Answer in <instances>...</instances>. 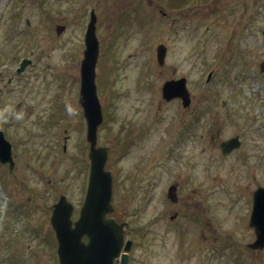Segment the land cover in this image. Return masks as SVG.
<instances>
[{
	"label": "rangeland",
	"instance_id": "374dc122",
	"mask_svg": "<svg viewBox=\"0 0 264 264\" xmlns=\"http://www.w3.org/2000/svg\"><path fill=\"white\" fill-rule=\"evenodd\" d=\"M250 2L244 15L240 10L232 14L234 20L241 15L243 29L235 36L241 44L233 50L235 41L231 39L228 47L225 38L215 36L216 29L225 35L238 23L225 21L229 11L220 2L210 7V0H0V100L6 110L18 100L29 104L5 119L16 162L11 171L0 167V182L10 196L6 207L0 203V227L4 225L0 264H18L6 256L25 252L26 244L36 253L34 264H57L56 242L48 231L51 206L61 193L77 205L82 203L87 150L77 95L90 9L97 16L98 60H102L101 77L96 74L105 110L99 141L112 147L114 216L128 222L126 237L133 241L130 264H264V250H244L252 236L243 228L241 212L251 198L247 183L253 182L248 175L258 169L255 173L260 172L258 180L264 183V74L257 67L264 59V2ZM222 13L227 14L220 17ZM56 23L65 24L57 36ZM159 42L168 48V65L162 68L155 60ZM26 57L32 64L15 74L19 60ZM211 68L214 74L206 81ZM181 75L192 97L185 110L178 101L162 104L159 100L162 81ZM146 122L155 132L153 152L137 139L134 149L138 153L127 151L119 158L120 141L134 135V123ZM179 126L184 132L180 136ZM234 134L243 145L230 155L221 156L209 144L211 135L220 140ZM187 137L195 139H186L180 162V172L186 174L177 193L183 198L181 216L171 222L164 186L172 177L165 174L148 186L142 183L145 177L134 180L132 165L135 157L148 160L154 156L158 170L161 166L156 163L165 164L168 142ZM184 215L194 221L178 234V245L172 229L187 227L189 218ZM206 219L210 225H205ZM237 229L241 230L237 238H242L234 251L231 242L237 239L226 240L224 232ZM179 248L184 251L180 255ZM185 256H190L187 263Z\"/></svg>",
	"mask_w": 264,
	"mask_h": 264
},
{
	"label": "water",
	"instance_id": "95a60500",
	"mask_svg": "<svg viewBox=\"0 0 264 264\" xmlns=\"http://www.w3.org/2000/svg\"><path fill=\"white\" fill-rule=\"evenodd\" d=\"M98 40L95 35L94 17L88 23L85 34V47L80 65L81 85L79 102L83 107L87 121V140L90 142V175L84 204L80 208L79 218L72 223L70 220L71 206L60 201L56 204L51 216V223L56 232L58 241V257L60 264H112L122 245L123 223H116L107 216L112 210L111 199V175L104 169L106 149L95 147L96 127L101 121L100 104L98 102L95 86V63L98 56ZM165 47L160 44L157 48V59L160 64L165 53ZM185 79L168 80L162 86V95L169 99L179 96L184 103L189 100L185 87ZM235 139H228L223 147H236ZM10 145L3 138L0 131V161H11ZM12 163V162H11ZM264 193V192H263ZM251 223L255 226L256 240L254 247L264 244V200L257 198ZM263 213V214H262ZM83 235L89 238L88 243L82 240ZM127 241L123 247L126 251L130 247ZM120 264H127V253H122Z\"/></svg>",
	"mask_w": 264,
	"mask_h": 264
},
{
	"label": "flooded vegetation",
	"instance_id": "af4514ba",
	"mask_svg": "<svg viewBox=\"0 0 264 264\" xmlns=\"http://www.w3.org/2000/svg\"><path fill=\"white\" fill-rule=\"evenodd\" d=\"M262 1L264 2V0H262ZM216 2H220L221 6L226 7L227 12L229 11V17L225 21H228V22L237 21L238 22L235 26H233L232 37L230 36V41L232 39V42H233V41H235V36L238 34V32L240 31V34H241L243 31V29L240 28L241 27L240 25L242 24L240 17H241V15L245 14L246 10L249 9L250 0H212L211 7H216ZM262 7L263 6H261V8ZM235 10L243 11L242 12L243 14L239 15L240 17L237 20H234L232 17V14ZM262 12H263L262 15L264 16V9ZM226 14L223 15V13H222V15L220 17H225ZM225 21H222L224 26H226ZM245 21H247V20H245ZM244 26H245V24H244ZM233 34H234V36H233ZM230 41L227 42L229 47H231V45L229 44ZM239 43L241 44V42H239V40H236L233 43V50L236 49L235 47L240 46ZM260 61H262V60H260ZM260 61L258 62L259 66H260ZM260 73L262 75L264 74V67H263V70L260 71ZM0 75H1V72H0ZM9 80L10 79L8 78V82H9ZM3 86H5V85H3ZM2 89L3 88L0 86V91H2ZM174 100H179V99L174 98ZM160 101L162 102V104H164V102L167 103L170 100L169 101L160 100ZM20 105H21V101H18L17 106H20ZM24 105L28 106L29 104H28V102H25ZM24 105H23L22 109L25 108ZM3 107H4L3 102L0 100V116L2 115V117H0V127H2V126L5 127V119L7 118L8 113H9V111H7ZM157 107H158V109H159V107L161 108L160 105H157ZM15 109H16V107H12L10 110L12 112V111H15ZM155 113H157V112H155ZM134 124H135L134 128L136 129V131H134V135H132L133 139L134 140L140 139L141 140L140 144H143L145 146L147 145L145 150H148L152 144V140L150 138H148V136H147V139L145 140V138L143 137V132L145 130L151 128L150 122H146L145 124H142L141 126L137 125L136 123H134ZM183 133L184 132L181 130V128L179 126V136H180V134H183ZM168 134H171V133H168ZM186 139H187V141H193L195 138H193V137H187V138H183V139L175 138L174 141L172 140L171 142H168L167 147H166V152H164L165 153V159H164L165 164L164 165H166V168H165L166 173H163L160 176H158L156 174V173H158L157 172L158 170L154 169V164H153L154 157H150V161L152 160V162L149 163L148 161H146L145 164L143 163V159L141 157H139L138 159L135 157L136 164H134V166H133V171H132V175H131V176H133L135 181L145 177V180H143L142 183L144 184L147 182L146 185H148V186H154L157 183L159 177L163 176L165 178V174L172 177L171 181L168 183L169 184L168 188H170V186L176 187V189H175L176 196H173L174 200H176V201L172 202L167 197L169 209H171V212L169 214H167L168 215L167 217H169V219H171V220H176L177 218H179V216H181V215H179L180 205H181L180 203L183 202V198L180 197V194H177V193H179L181 186L183 185L182 181L185 179L183 176L186 175L185 172H183V173L180 172V170L182 169L180 167V164H181L180 162H181V159L185 157L184 150H186V148H185ZM135 144H137L136 141H135ZM132 145H133V143H132ZM161 165H163V162L156 163V166H161ZM135 169H136V171H135ZM166 182H167V180H166ZM166 196H168V194H166ZM164 217H166V216H164Z\"/></svg>",
	"mask_w": 264,
	"mask_h": 264
}]
</instances>
